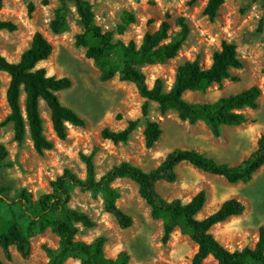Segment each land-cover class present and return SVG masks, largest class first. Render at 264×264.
I'll return each mask as SVG.
<instances>
[{
	"label": "rangeland",
	"instance_id": "rangeland-1",
	"mask_svg": "<svg viewBox=\"0 0 264 264\" xmlns=\"http://www.w3.org/2000/svg\"><path fill=\"white\" fill-rule=\"evenodd\" d=\"M3 0L0 20L12 21L18 31L0 32V53L11 62L19 61L22 53L30 47L33 36L41 32L54 46L52 56L40 66L49 76L70 78L72 87L59 94L61 103L73 109L86 121V126L69 127L67 140L57 138L52 128L51 113L41 105L45 119L46 136L54 142V149L39 155L30 134L19 145L14 140L12 124H4L10 112L6 90L10 78L0 72V146L8 152L6 160L0 158V189L4 196L15 199L21 189H27L37 201L51 191L50 183L67 168L80 178H86V167L81 154H94L97 178L100 179L114 166L129 162L145 171L157 168L166 156L176 148L200 151L220 163L231 166L246 159L258 146L264 134V91L259 100V109L247 110L248 121L240 126L223 127L222 135L216 138L207 126L199 122L190 125L182 122L176 112L163 116L157 103H150L147 119L159 122L163 129L160 141L152 148L145 145L144 129L146 118L142 114L144 99L134 84L122 82L119 75L103 82L93 60L86 56V49L76 47V36L83 32L73 1L67 2V29L56 35L50 29V22L56 9L61 7L58 0ZM93 6L95 21L103 31L113 33L115 39L126 44L135 41L141 44L147 32L158 30L168 19L176 30V19L185 17L191 27V35L178 56L164 65L149 66L145 69L150 87L158 78L166 82L169 89L174 82L177 69L187 61L199 59L204 68L212 64V56L221 48L223 41L233 42L244 61L242 70H234L239 81L227 80L221 86L214 85L205 93L187 92L190 102L213 103L223 96L236 94L251 86L264 89V0H225L219 16L211 21L204 14L208 0H88ZM33 3L35 11L29 14L28 5ZM125 12L135 17V22L124 24ZM125 25L124 32L118 29ZM138 120L139 127L127 144L115 145L103 139L105 128L113 131L124 130L128 122ZM175 183L159 182L157 191L165 199H181L189 202L196 194L205 191L207 203L199 218L216 212L230 199L241 201L246 210L239 217L215 226L212 233L228 250L244 247L253 248L259 240V230L264 226V168L249 183L230 184L215 176L183 163L176 169ZM120 197L117 205L134 219L129 229H122L113 215L105 208L103 192L73 191L70 206L88 214L94 221L92 228L81 227L76 239L86 243L96 238H107L105 254L115 258L120 252L130 254L129 264H190L198 246L189 236L176 230L167 244L162 243L163 224L151 216V208L141 198L136 183L129 179H118L112 183ZM5 222L13 219L8 205H3ZM16 215L25 227L27 221ZM59 238L50 230L31 239V252L27 258L21 256L16 247H11L12 260H6L0 246V260L5 264H46L44 246L59 247ZM81 258L71 256L64 264H80ZM204 264H217L209 257Z\"/></svg>",
	"mask_w": 264,
	"mask_h": 264
},
{
	"label": "trees",
	"instance_id": "trees-1",
	"mask_svg": "<svg viewBox=\"0 0 264 264\" xmlns=\"http://www.w3.org/2000/svg\"><path fill=\"white\" fill-rule=\"evenodd\" d=\"M58 1L61 7L56 9L50 22L52 33L59 35L67 29V2L73 1L83 26V32L76 36V47L86 49V56L93 60L103 82L119 75L122 82L134 84L144 99L142 114L146 118L144 137L147 149H152L163 135L161 124L147 119L151 102L158 104L163 116L174 111L182 122L190 125L204 123L216 138L222 135L223 127L245 124L248 121L247 110L259 109L264 89L257 85L223 96L213 103L190 102L185 98L187 92L205 93L212 86H221L227 80L239 81L233 71L242 70L244 61L240 58L235 43L223 41L221 48L213 53L212 64L208 68H204L199 59L180 65L169 89L162 78L156 79L150 87L145 69L174 60L191 35V27L185 17L176 19V30L172 29L170 21L166 19L158 30L147 32L140 45L135 41L126 44L96 24L93 6L88 0ZM2 2L0 0V9ZM42 3L48 5L49 0H43ZM224 3L225 0H208L204 14L214 21ZM28 10L29 14L35 11L33 3L28 5ZM133 22L135 17L125 12L124 24ZM125 25L119 27V33L124 32ZM18 29L16 23L0 20V32L14 33ZM53 51V44L41 32H36L30 47L22 53L19 61L11 62L0 53V72L6 73L10 78L6 90L10 112L4 124L13 125L14 140L19 145L25 142L29 133L39 155L53 150L55 146L46 136L42 103L50 110L52 128L58 139L67 140L69 125L81 128L86 126L85 119L64 106L59 98L61 92L72 87L71 79L49 76L46 69L40 66L52 56ZM138 127L139 121L131 120L122 131L105 128L102 137L115 145L127 144ZM7 156L6 148L0 146L1 160H6ZM81 160L86 167V178H80L67 168L51 181V191L37 201L33 200L27 189H21L15 199L4 196V190L0 189V246L7 261L12 260L11 247H16L17 252L27 258L31 252V239L50 229L59 238L60 244L57 249L43 247L49 259L46 264H64L71 256L80 257V264H129L131 257L127 251L120 252L115 258L106 256L107 238L104 236L91 243L78 241L76 237L80 228H92L95 221L88 214L70 206L73 191L77 188L84 192L101 191L105 197L106 211L115 217L122 229H129L133 226L134 219L118 207L116 202L120 193L112 187V183L118 179H129L138 185L141 198L151 208L152 218L162 222L163 244H167L174 232L179 230L198 246L190 264H204L209 257H213L217 264H264V226L260 228L259 240L253 248L244 247L234 251L223 246L212 233L215 226L244 214L246 207L241 201L235 198L227 200L213 214L199 218L207 203L205 191L196 194L189 202L181 199L169 201L157 191L159 182L172 184L177 181L176 169L183 163L223 177L230 184L249 183L264 168V134L258 140L256 150L233 166L220 163L194 149L176 148L151 171L122 162L98 179L94 154H81ZM5 204L13 212V219L9 222H5L2 214ZM16 211L27 221L25 227ZM0 264L5 262L0 260Z\"/></svg>",
	"mask_w": 264,
	"mask_h": 264
},
{
	"label": "bare ground",
	"instance_id": "bare-ground-1",
	"mask_svg": "<svg viewBox=\"0 0 264 264\" xmlns=\"http://www.w3.org/2000/svg\"><path fill=\"white\" fill-rule=\"evenodd\" d=\"M70 127H73L72 125H69Z\"/></svg>",
	"mask_w": 264,
	"mask_h": 264
},
{
	"label": "crops",
	"instance_id": "crops-1",
	"mask_svg": "<svg viewBox=\"0 0 264 264\" xmlns=\"http://www.w3.org/2000/svg\"><path fill=\"white\" fill-rule=\"evenodd\" d=\"M43 104V103H42Z\"/></svg>",
	"mask_w": 264,
	"mask_h": 264
}]
</instances>
